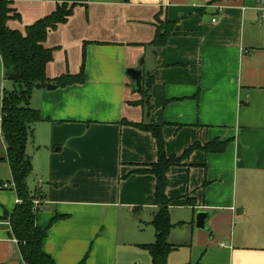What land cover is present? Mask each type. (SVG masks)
Segmentation results:
<instances>
[{
  "label": "crops",
  "instance_id": "obj_1",
  "mask_svg": "<svg viewBox=\"0 0 264 264\" xmlns=\"http://www.w3.org/2000/svg\"><path fill=\"white\" fill-rule=\"evenodd\" d=\"M5 1L21 18L8 27L20 32L64 0ZM259 1L87 0L48 33L43 46L54 51L46 67L49 80L78 75L85 54L83 84L35 89L29 101L41 117L26 146L32 163L27 187L39 197L36 225L44 229L53 217H64L42 244L54 264H80L85 256L84 264H126L118 247L131 243L119 234V212L129 216L121 225L124 234L132 233L135 216L140 221L146 211L151 225L155 179L145 171L157 160L156 142L130 126L146 121L128 76L139 68L142 77L152 78L150 119L162 125L167 156L180 157L195 143L228 142L222 153L196 150L169 169L171 224L177 227L172 218L185 213L182 222L196 243L202 240L203 259L210 264H264ZM157 19L175 22L163 48L151 45ZM3 75L0 56V83ZM5 153L0 130V264H20L3 218L18 203ZM199 212L209 213L205 230L195 228Z\"/></svg>",
  "mask_w": 264,
  "mask_h": 264
},
{
  "label": "trees",
  "instance_id": "obj_2",
  "mask_svg": "<svg viewBox=\"0 0 264 264\" xmlns=\"http://www.w3.org/2000/svg\"><path fill=\"white\" fill-rule=\"evenodd\" d=\"M86 2L87 0H64L56 6L53 13L27 27L22 33L8 27L10 20H19L20 16L10 2L0 0V56L4 72L3 80L11 86L10 90L4 91L0 101V130L6 146L5 158L2 160L8 164L12 190L18 200L12 212L4 213L3 218L9 225V238L17 244L20 264H54L52 258L44 254L42 244L47 237L48 229L64 217H53L44 229L36 225L37 210H33V201L39 197L31 195L27 187V179L32 173V163L31 158L26 154V146L32 140L34 126L41 121V117L37 110L30 107L29 101L35 89H43L48 85L64 88L85 82L84 50L78 75L66 74L49 80L46 77V67L53 60L54 51L46 49L43 44L49 32L65 24L74 8ZM154 26L155 36L151 45L155 48H163L174 33L175 22H161L157 19ZM152 83L151 77H142V91L139 93L141 98L138 104L143 109L146 121L135 125L129 124L150 133L157 147V160L145 171L155 179L154 201L157 210L151 221L155 241L138 247L148 253L151 264H167L168 255L177 247L168 242V235L173 225L169 214V199L165 194L166 175L170 168L182 165L192 152L200 150L205 153H222L228 142L213 141L204 146L195 143L180 157L167 156L161 135L162 125L150 119L153 108L150 95ZM187 204L190 205L188 202ZM86 258L87 256L80 264H84Z\"/></svg>",
  "mask_w": 264,
  "mask_h": 264
},
{
  "label": "rangeland",
  "instance_id": "obj_3",
  "mask_svg": "<svg viewBox=\"0 0 264 264\" xmlns=\"http://www.w3.org/2000/svg\"><path fill=\"white\" fill-rule=\"evenodd\" d=\"M15 25L21 24V18L19 20H10L8 26L12 27ZM34 24V23H33ZM31 24V25H33ZM31 25L23 27L20 32L24 33L25 29ZM0 86L4 87V91L10 90L11 86L7 82L0 83ZM1 100V99H0ZM31 100V98H30ZM30 104V102H29ZM30 180H28L29 182ZM126 211V210H125ZM137 214V213H136ZM132 215V214H131ZM149 212L146 211L144 214H140V221L138 216H135V227L130 235L124 234L122 230V223L124 221H129V216L124 212V210L119 212V224H120V232L121 237L125 238L127 242L131 244L122 246V241L119 243V251L121 252L122 260L126 261V264H151V259L148 253L145 250H141L138 245L141 244H151L155 240L154 238V230L152 226L149 224L148 217ZM185 213L180 212L176 216L172 218L174 224L176 223L177 227H174L170 230L168 235V242L171 244L182 245L177 251H172L167 257V264H210L208 261L203 259L204 249H200L202 240L199 239L198 242H195L194 232L192 233L191 227L188 223L182 222L185 220ZM132 218H130L131 220ZM180 224V225H179ZM9 226V225H8ZM125 226V224H124ZM124 235V236H123ZM122 240V239H121ZM136 243V244H133ZM170 244V245H171ZM122 249V250H120ZM118 251V252H119ZM125 263V262H124ZM123 263V264H124Z\"/></svg>",
  "mask_w": 264,
  "mask_h": 264
},
{
  "label": "water",
  "instance_id": "obj_4",
  "mask_svg": "<svg viewBox=\"0 0 264 264\" xmlns=\"http://www.w3.org/2000/svg\"><path fill=\"white\" fill-rule=\"evenodd\" d=\"M128 76L132 83L133 92L140 93L142 91V69H135V70H129ZM55 86L48 85L46 87L47 90H53L55 89ZM209 217V213L207 212H199L196 215L195 219V228L197 230H205V221Z\"/></svg>",
  "mask_w": 264,
  "mask_h": 264
},
{
  "label": "built area",
  "instance_id": "obj_5",
  "mask_svg": "<svg viewBox=\"0 0 264 264\" xmlns=\"http://www.w3.org/2000/svg\"><path fill=\"white\" fill-rule=\"evenodd\" d=\"M260 2V5H259V7H258V11H260L261 12V14H262V16H261V20L262 21H264V0H260L259 1ZM220 10V9H219ZM212 22H214L215 23V21L214 20H212ZM3 95H4V87L3 86H0V99L2 100V98H3ZM0 100V101H1ZM4 188H7L6 186H3ZM11 187H12V185H11ZM38 204H39V202L38 201H33V210L34 211H36L37 210V206H38ZM7 224H8V222H7Z\"/></svg>",
  "mask_w": 264,
  "mask_h": 264
}]
</instances>
